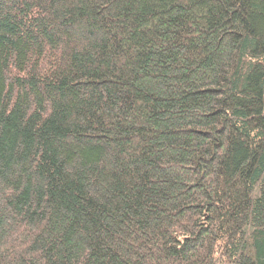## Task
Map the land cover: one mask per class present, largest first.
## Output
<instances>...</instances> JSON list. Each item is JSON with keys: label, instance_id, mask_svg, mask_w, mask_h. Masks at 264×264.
<instances>
[{"label": "trees", "instance_id": "1", "mask_svg": "<svg viewBox=\"0 0 264 264\" xmlns=\"http://www.w3.org/2000/svg\"><path fill=\"white\" fill-rule=\"evenodd\" d=\"M0 264H264V0H0Z\"/></svg>", "mask_w": 264, "mask_h": 264}]
</instances>
